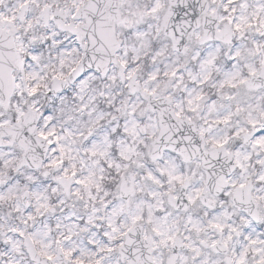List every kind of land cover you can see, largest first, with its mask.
I'll return each instance as SVG.
<instances>
[{
	"label": "snow or ice",
	"instance_id": "obj_1",
	"mask_svg": "<svg viewBox=\"0 0 264 264\" xmlns=\"http://www.w3.org/2000/svg\"><path fill=\"white\" fill-rule=\"evenodd\" d=\"M0 264H264V0H0Z\"/></svg>",
	"mask_w": 264,
	"mask_h": 264
}]
</instances>
